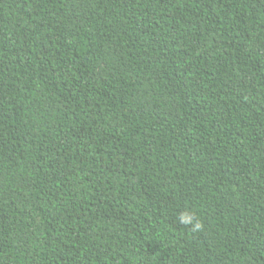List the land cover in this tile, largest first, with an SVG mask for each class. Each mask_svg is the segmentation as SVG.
Masks as SVG:
<instances>
[{
  "label": "trees",
  "instance_id": "16d2710c",
  "mask_svg": "<svg viewBox=\"0 0 264 264\" xmlns=\"http://www.w3.org/2000/svg\"><path fill=\"white\" fill-rule=\"evenodd\" d=\"M0 264H264V0H0Z\"/></svg>",
  "mask_w": 264,
  "mask_h": 264
},
{
  "label": "clouds",
  "instance_id": "9594fccd",
  "mask_svg": "<svg viewBox=\"0 0 264 264\" xmlns=\"http://www.w3.org/2000/svg\"><path fill=\"white\" fill-rule=\"evenodd\" d=\"M179 220L182 224L192 225V231H198L201 228V224L198 221L194 223V217L190 213L181 214Z\"/></svg>",
  "mask_w": 264,
  "mask_h": 264
}]
</instances>
